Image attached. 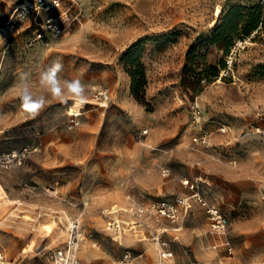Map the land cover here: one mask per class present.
<instances>
[{
  "label": "rangeland",
  "instance_id": "obj_1",
  "mask_svg": "<svg viewBox=\"0 0 264 264\" xmlns=\"http://www.w3.org/2000/svg\"><path fill=\"white\" fill-rule=\"evenodd\" d=\"M23 2L0 0V23ZM233 7H261L258 29L212 44ZM133 49L145 80L123 59ZM195 192L229 217L232 254ZM178 197L191 204L176 222L135 213ZM76 218L81 264L127 251L159 264L156 232L176 263L264 264V0H63L0 36V251L51 264Z\"/></svg>",
  "mask_w": 264,
  "mask_h": 264
},
{
  "label": "built area",
  "instance_id": "obj_2",
  "mask_svg": "<svg viewBox=\"0 0 264 264\" xmlns=\"http://www.w3.org/2000/svg\"><path fill=\"white\" fill-rule=\"evenodd\" d=\"M63 0H24L23 3L19 4L16 8V17H11L8 21L0 23V36H6L11 32H14L18 26L19 21H26L29 15L37 10H42L44 12H52L55 8L61 6ZM46 26L55 34L62 32V29L57 22L56 18L50 16L46 19ZM40 36V35H39ZM231 62V61H230ZM111 93L108 89L102 88L98 89L94 93V98L102 106H108L111 101ZM81 113L71 114V125H77L79 123V116ZM190 180L185 181V184H190ZM191 187L194 188V184L191 183ZM194 200L198 201L203 205L211 220L212 232L220 237H224L222 241L225 245L228 254L234 252V246L232 245L229 238H227V230L229 226V217L225 215L222 210L216 205L207 201L200 192H195L193 195ZM190 198L178 197L176 201L161 200L154 201L148 205L141 206L135 209V213L138 216L148 215L150 213H155L157 216L165 217L171 222H176L179 218V211L177 205H190ZM69 226V234L66 242L53 250L51 254V264H81L79 258V251L81 246V240L83 237L82 226L79 219H73ZM108 227L115 232H122L124 228L122 227L120 221L113 219L108 221ZM180 227H177L179 230ZM134 230V229H133ZM125 231V230H124ZM162 233L156 232L152 233L151 238L154 240L159 254V264H195L194 262L188 261L185 263L175 262V252L170 248L168 241L164 240L161 235ZM217 249V247H215ZM138 255H133L131 251H127L120 259L116 261L115 264H136L135 260ZM0 264H8V260L3 251H0ZM220 264H232L226 260L221 259Z\"/></svg>",
  "mask_w": 264,
  "mask_h": 264
},
{
  "label": "trees",
  "instance_id": "obj_3",
  "mask_svg": "<svg viewBox=\"0 0 264 264\" xmlns=\"http://www.w3.org/2000/svg\"><path fill=\"white\" fill-rule=\"evenodd\" d=\"M261 7H257L255 10V13L251 14L249 18L243 12L245 11L242 7H233L225 16L222 24L218 28L217 32L211 38V43L215 45H220L219 40L222 39L225 36H231L239 32L241 27L243 26L244 29L249 33L250 29H258V23L261 18V13L259 10ZM142 54L138 49L130 50L128 53L125 54L123 59L126 60L128 64H131L133 66L137 67V74H140L141 77L145 80L146 73L144 70V66L141 63ZM217 71V70H216ZM133 78V86H132V92L133 94L137 95V89L136 85L139 82L137 80V75L135 73H132Z\"/></svg>",
  "mask_w": 264,
  "mask_h": 264
},
{
  "label": "crops",
  "instance_id": "obj_4",
  "mask_svg": "<svg viewBox=\"0 0 264 264\" xmlns=\"http://www.w3.org/2000/svg\"><path fill=\"white\" fill-rule=\"evenodd\" d=\"M182 229V226H180V228H179V231ZM140 257V255H138L137 256V259ZM136 259V260H137ZM136 260H135V263H136ZM88 263L89 264H110V261L109 260H103V261H101V262H99V260L97 259V257H96V259H89L88 260Z\"/></svg>",
  "mask_w": 264,
  "mask_h": 264
},
{
  "label": "snow or ice",
  "instance_id": "obj_5",
  "mask_svg": "<svg viewBox=\"0 0 264 264\" xmlns=\"http://www.w3.org/2000/svg\"><path fill=\"white\" fill-rule=\"evenodd\" d=\"M71 87L73 88L74 91L77 90V87L75 85H72ZM26 107H29L31 109H34V108L37 107V105L36 104H26Z\"/></svg>",
  "mask_w": 264,
  "mask_h": 264
},
{
  "label": "bare ground",
  "instance_id": "obj_6",
  "mask_svg": "<svg viewBox=\"0 0 264 264\" xmlns=\"http://www.w3.org/2000/svg\"><path fill=\"white\" fill-rule=\"evenodd\" d=\"M79 104H80L79 102L76 103V105H79ZM69 219H70V218H69Z\"/></svg>",
  "mask_w": 264,
  "mask_h": 264
}]
</instances>
